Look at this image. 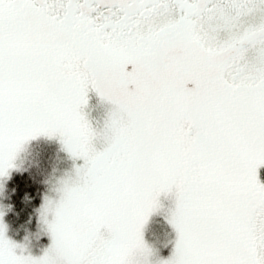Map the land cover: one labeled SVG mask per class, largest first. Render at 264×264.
<instances>
[{
	"label": "snow or ice",
	"instance_id": "6c2138e0",
	"mask_svg": "<svg viewBox=\"0 0 264 264\" xmlns=\"http://www.w3.org/2000/svg\"><path fill=\"white\" fill-rule=\"evenodd\" d=\"M41 137L49 243L0 203V264H264V0H0V197Z\"/></svg>",
	"mask_w": 264,
	"mask_h": 264
},
{
	"label": "trees",
	"instance_id": "16d2710c",
	"mask_svg": "<svg viewBox=\"0 0 264 264\" xmlns=\"http://www.w3.org/2000/svg\"><path fill=\"white\" fill-rule=\"evenodd\" d=\"M70 161L57 141L41 137L30 143L23 159L24 171L13 172L6 184V202L11 205L6 218L15 237L22 238L38 228L43 197Z\"/></svg>",
	"mask_w": 264,
	"mask_h": 264
},
{
	"label": "rangeland",
	"instance_id": "374dc122",
	"mask_svg": "<svg viewBox=\"0 0 264 264\" xmlns=\"http://www.w3.org/2000/svg\"><path fill=\"white\" fill-rule=\"evenodd\" d=\"M108 107H109L108 105L101 103L99 98L96 95H91L89 111H90V115L94 121L102 122V118L106 114ZM29 145L27 147V151H28ZM27 151L22 154L23 159H24L25 155L27 154ZM71 167H72V161H70V164L64 170L63 175L66 171H69L71 169ZM6 184H7V182H6ZM49 190L45 194H48ZM0 203L7 205L6 191L4 193V196L0 197ZM165 203L167 204V201H165ZM4 219H5V223L8 225V236L11 239H13L17 242H20V243L26 242V238H27V242L29 243V246H30V248L34 254L39 255L41 253L42 248L45 247L49 243L48 237L41 234L42 225L40 223L38 224L39 225L38 228L36 230H34L33 232L27 234L26 236H24L22 238H17L12 234L6 216ZM161 222H162L161 216H154L153 217V223H152V225H150L148 233H147V236L149 239L153 238V232L154 231H162L163 230V228H161Z\"/></svg>",
	"mask_w": 264,
	"mask_h": 264
}]
</instances>
